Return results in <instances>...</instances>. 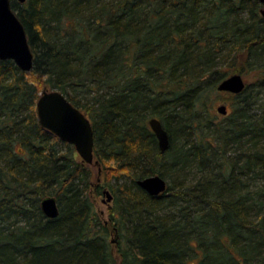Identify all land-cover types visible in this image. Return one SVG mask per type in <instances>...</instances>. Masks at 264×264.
I'll use <instances>...</instances> for the list:
<instances>
[{
	"label": "trees",
	"instance_id": "trees-1",
	"mask_svg": "<svg viewBox=\"0 0 264 264\" xmlns=\"http://www.w3.org/2000/svg\"><path fill=\"white\" fill-rule=\"evenodd\" d=\"M11 7L34 65L23 72L0 60V264H264V214L248 220V197H231L239 158L228 164L204 134L223 149L248 143L253 154L240 169L259 166L264 173V153L255 144L264 141V116L240 106L216 121L206 102L208 90L225 77L217 59L240 73L235 62L243 58L242 66L260 71L264 85V5L25 0ZM84 81L95 90L89 106L73 88ZM44 87L60 91L91 121L94 166L113 192L110 220L127 230L115 252L88 192L90 166L38 122ZM152 116L169 135L164 153L148 126ZM218 154L215 171L209 164ZM193 160L201 178L180 184ZM154 174L167 182L158 196L136 184ZM122 177L130 181L113 187L111 180ZM103 185L96 184L98 194ZM46 196L56 199V218L40 210Z\"/></svg>",
	"mask_w": 264,
	"mask_h": 264
},
{
	"label": "water",
	"instance_id": "water-1",
	"mask_svg": "<svg viewBox=\"0 0 264 264\" xmlns=\"http://www.w3.org/2000/svg\"><path fill=\"white\" fill-rule=\"evenodd\" d=\"M23 3L25 0H17ZM264 5V0H255ZM264 21V7L259 9ZM0 60H11L23 72H29L34 65V54L30 49L25 28L11 7L10 0H0ZM245 88V81L240 73H233L216 85V90L240 94ZM220 115H226V105L216 107ZM36 114L40 126L51 132L58 139L71 144L80 159L87 165L96 164L93 147L94 136L91 121L78 107L74 106L60 91L44 87L36 101ZM148 126L154 134L161 153L169 148L170 139L161 121L152 116ZM100 167H98V172ZM136 184L151 196L161 195L166 191L167 182L158 174L136 180ZM106 202L112 200V194L104 189ZM40 210L47 218H56L59 214L55 197L46 196L40 201Z\"/></svg>",
	"mask_w": 264,
	"mask_h": 264
},
{
	"label": "rangeland",
	"instance_id": "rangeland-1",
	"mask_svg": "<svg viewBox=\"0 0 264 264\" xmlns=\"http://www.w3.org/2000/svg\"><path fill=\"white\" fill-rule=\"evenodd\" d=\"M10 1L18 2L17 0ZM242 59L237 60L235 63L236 65H238L237 70L242 68L240 74L242 75L246 84V89L244 90V92L242 91L240 94L235 95L228 92H220L216 89L208 90V96L206 97L207 107L208 110L215 116L216 121H221L222 118L225 117L218 114L216 111V107L220 104L226 105L228 114H230L234 110V108L246 106L249 113L253 117L264 116V85L262 84L260 79V71L243 67ZM217 62V67L220 68V72H225V77L230 74L237 73L233 72L234 70L231 71L230 68H228L227 64L225 65L223 62H221V59H217ZM231 62L232 60L230 59L229 63ZM73 88L74 92H76L77 94V98L80 100V104H84L86 106L92 104L95 90L89 82L84 81L81 84H77ZM74 92H72L71 94H73ZM211 128H213V126H210V128H206V130H209ZM204 134H206V138L211 139L209 149L214 150L216 153L224 154L223 159L226 160L228 164L232 160L235 161L236 157L239 158L237 160L236 166V171L238 172V176L236 178V192L235 194H232V196H230L237 197L239 195H246L248 198L246 201H244V204L246 206V210L248 211V220L257 221V219L264 214V195H258V193L261 192L262 189H264V173H261L259 166H253L251 170L240 169L241 166H244V163H242V159H245V156L247 154H253L251 151V146L248 143L241 142L240 147L236 145H227V147L223 149L221 146H217V144L214 143V140L210 135H208L206 131H204ZM243 137V139L247 138V136ZM255 144L256 149L264 153V141L262 139L260 141L257 140ZM69 145L71 146V148H73L75 155L78 157L74 147L71 144ZM62 149L66 150L65 147H62ZM253 151H255V147H253ZM215 157L216 159H214L211 164H209V166L217 171L222 158L219 157V154L218 156L215 155ZM196 162V160H193L191 164L182 172V175L179 177L181 180L178 181L180 184H193L201 178V175L203 173L198 170ZM88 166H90L91 169V178L89 179L90 185L88 192L94 203V209L96 213L99 215L100 220L106 223L108 227L109 235L107 239L111 242L112 249L115 252V250L118 248V245L119 247L123 246L127 230H116V226L112 224L110 220V212L113 208V202H106L105 194H98L95 188L96 184L98 183H100V186L103 185V176H101L100 171L98 172V169L93 164ZM222 167L224 168L223 171L227 172L226 168L228 167V165L226 162L222 163ZM128 181H130L129 177H122L118 180L112 179L110 183L113 187H116L117 185L127 183ZM103 186L108 189L111 194H113L111 188L106 185ZM181 204L182 202L179 201V205ZM196 253L198 255L201 254L199 249H196ZM231 253L235 254L233 250H231ZM192 264H194V261L192 262Z\"/></svg>",
	"mask_w": 264,
	"mask_h": 264
},
{
	"label": "bare ground",
	"instance_id": "bare-ground-1",
	"mask_svg": "<svg viewBox=\"0 0 264 264\" xmlns=\"http://www.w3.org/2000/svg\"><path fill=\"white\" fill-rule=\"evenodd\" d=\"M225 78V77H224ZM222 80V79H221ZM216 85H217V83H216ZM215 88H216V86H215ZM159 150V149H158ZM168 150V149H167ZM160 152V151H159ZM166 152V151H165ZM161 153V152H160ZM108 190V189H107Z\"/></svg>",
	"mask_w": 264,
	"mask_h": 264
}]
</instances>
